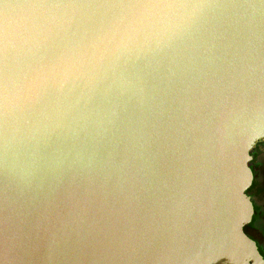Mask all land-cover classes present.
Listing matches in <instances>:
<instances>
[{"label":"water","instance_id":"95a60500","mask_svg":"<svg viewBox=\"0 0 264 264\" xmlns=\"http://www.w3.org/2000/svg\"><path fill=\"white\" fill-rule=\"evenodd\" d=\"M260 145L264 0H0V264H264Z\"/></svg>","mask_w":264,"mask_h":264},{"label":"flooded vegetation","instance_id":"af4514ba","mask_svg":"<svg viewBox=\"0 0 264 264\" xmlns=\"http://www.w3.org/2000/svg\"><path fill=\"white\" fill-rule=\"evenodd\" d=\"M258 155L260 156V152L258 153ZM252 167L256 168V165L253 163ZM261 191V188L258 189L257 195H259ZM254 206H256L257 208L255 211V215L257 216V224L255 228L245 227L244 232L252 239H254L264 249V229L262 228L264 226V202L257 203ZM250 231H253L254 234L250 233Z\"/></svg>","mask_w":264,"mask_h":264},{"label":"rangeland","instance_id":"374dc122","mask_svg":"<svg viewBox=\"0 0 264 264\" xmlns=\"http://www.w3.org/2000/svg\"><path fill=\"white\" fill-rule=\"evenodd\" d=\"M259 152H260V156L258 155ZM254 153L257 155V157L252 162H250L249 166H251V167H252L253 163L256 165V162H258L260 160V157L263 156V154H264V145H260L257 148H255ZM254 169L256 170V168H254ZM255 180L258 181V189L261 188V190H262L261 193L258 195L256 202L257 203H263L264 202V165H262L261 167H259L256 170V178H255ZM247 197H248V199H254V192L249 189L247 191ZM255 226L254 227H248V228H255ZM262 228L264 229V226ZM250 233L254 234L253 231H250Z\"/></svg>","mask_w":264,"mask_h":264},{"label":"trees","instance_id":"16d2710c","mask_svg":"<svg viewBox=\"0 0 264 264\" xmlns=\"http://www.w3.org/2000/svg\"><path fill=\"white\" fill-rule=\"evenodd\" d=\"M262 165H264V154H263V156L260 157V160L258 162H256V170L259 167H261ZM250 168L252 169V172H253V182H252V186L250 187V190H252L254 192V199H249V200H250L251 204L256 205L257 204L256 200H257V197H258V195H257V191H258V181L255 180V178H256V170L254 168H252L251 166H250Z\"/></svg>","mask_w":264,"mask_h":264},{"label":"snow or ice","instance_id":"6c2138e0","mask_svg":"<svg viewBox=\"0 0 264 264\" xmlns=\"http://www.w3.org/2000/svg\"><path fill=\"white\" fill-rule=\"evenodd\" d=\"M5 27H6V25H5Z\"/></svg>","mask_w":264,"mask_h":264}]
</instances>
